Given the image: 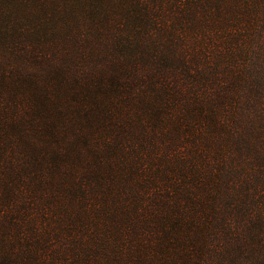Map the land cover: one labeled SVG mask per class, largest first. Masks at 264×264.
<instances>
[{
  "label": "rangeland",
  "instance_id": "1",
  "mask_svg": "<svg viewBox=\"0 0 264 264\" xmlns=\"http://www.w3.org/2000/svg\"><path fill=\"white\" fill-rule=\"evenodd\" d=\"M206 1L203 11L190 5L192 0H0V79L27 58L30 70H39L41 61L47 71L72 60L74 68L87 67L92 59L105 65L108 53L116 55L126 46H133L125 52L136 57L167 49L165 65L176 66L178 74L191 65L184 83L191 91L198 85L203 101L218 102L217 111L235 122L225 128L212 118L193 117L192 93L182 97L179 90V98L190 105L180 101L176 108L175 102L164 112L163 126L148 136L135 129L116 133L131 140V150L112 152L110 166L93 165L94 154L84 149L72 177L120 176L104 225L112 238L105 248L111 250L113 242L124 247L113 254L122 253L123 264H220L228 250L233 264H264V165L243 158L242 142L233 136L238 128L262 122L259 86L264 82L257 74L264 59V0ZM184 48L190 55L182 53ZM157 187L174 190L175 206ZM48 197L40 196L38 211L30 210L26 218L17 208L6 219L16 215L24 232L46 230L41 208L51 201ZM40 198L33 199L35 206ZM55 202H63L62 214L76 207V220L93 232L98 229L89 213L79 214L86 200L64 195ZM3 233L0 227V262L5 263L23 247Z\"/></svg>",
  "mask_w": 264,
  "mask_h": 264
},
{
  "label": "trees",
  "instance_id": "2",
  "mask_svg": "<svg viewBox=\"0 0 264 264\" xmlns=\"http://www.w3.org/2000/svg\"><path fill=\"white\" fill-rule=\"evenodd\" d=\"M190 5L198 10L206 9L204 0H192ZM132 47L126 46L116 55L108 53L105 65L92 59L87 67L74 68L72 60L46 71L45 62L40 61L39 70H30L27 58L20 69L6 71L1 77L0 227L4 230L1 236L10 242H19L23 248L21 254L12 251L10 259L0 264H123L119 262L123 254H113H118L124 247L113 242L111 250L105 248V243L112 238L109 228L104 225L105 213L112 215L111 209L105 212V208L112 206L120 176L114 172L105 178L92 177L90 173L72 177L74 165L81 159L84 149L94 154L93 165L105 169L112 164L109 157L112 152L131 150V140L116 133L135 129L148 136L158 132L167 120L164 112L175 102L176 108L180 101L179 104L190 105L182 100L183 93L188 92L192 93L189 101H192L193 117L208 121L212 118L222 127H235L234 121L217 111L218 102L203 101L204 94L200 93L198 85L192 86L191 91L184 83L193 70L191 65L178 74L176 66L165 65L170 50L136 57L125 52ZM181 50L184 55H190L187 49ZM127 70L133 76H128ZM257 75L264 82V59ZM260 91L262 122L257 127L250 123L243 131L238 128L233 136L236 135L238 143L242 142L239 146L243 158L264 165V84H260ZM135 103V110L123 117V111ZM157 192L175 206L174 190L157 187ZM64 195L86 200L78 208L79 214L89 213L98 228L96 231L86 229L90 225H85V221L76 220V207H66L64 214L59 211L63 202L58 206L54 199H63ZM40 196L51 199L41 208L43 216H47L46 230L31 227L24 232L21 230L24 225L16 223V215L6 219L17 208L22 209L26 218L30 210H37L36 207L41 205ZM34 198H40L37 206L32 202ZM196 198L200 200L198 196ZM26 201L29 202L19 205ZM176 206L182 208L179 202ZM63 217L66 222L61 224ZM121 236L125 238L122 233ZM213 247L223 248L215 242ZM223 254L220 264H233L231 252L228 250ZM133 264L141 263L138 260ZM243 264H247L246 261Z\"/></svg>",
  "mask_w": 264,
  "mask_h": 264
}]
</instances>
